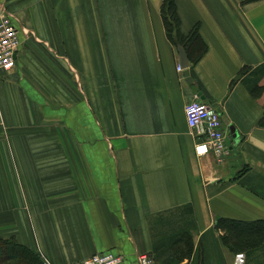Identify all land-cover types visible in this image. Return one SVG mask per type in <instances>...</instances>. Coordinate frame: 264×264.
<instances>
[{
  "label": "crops",
  "instance_id": "0c3cea01",
  "mask_svg": "<svg viewBox=\"0 0 264 264\" xmlns=\"http://www.w3.org/2000/svg\"><path fill=\"white\" fill-rule=\"evenodd\" d=\"M174 1L191 76L228 135L222 161L197 153L164 0H0V19L28 33L0 76V237L44 264H166L185 243L162 239L158 216L188 204L198 257L180 264H234L216 221H264V0Z\"/></svg>",
  "mask_w": 264,
  "mask_h": 264
},
{
  "label": "trees",
  "instance_id": "16d2710c",
  "mask_svg": "<svg viewBox=\"0 0 264 264\" xmlns=\"http://www.w3.org/2000/svg\"><path fill=\"white\" fill-rule=\"evenodd\" d=\"M169 37L176 45L186 46V37L180 32V20L176 11L174 0H164L162 14ZM197 31L194 34H197ZM258 72H264V65L260 66ZM259 126L264 128V116ZM191 205H184L162 213L160 226L161 238H173L176 242L183 241L184 247L174 255L166 264H180L184 259L191 261L194 254V243L192 232L194 229ZM215 228L224 233L223 241L228 248L236 252H245L249 258V264H257L264 260V221L244 222L231 219H218ZM196 254L194 262L197 263ZM0 264H44L42 260L29 248L19 243L15 237H0Z\"/></svg>",
  "mask_w": 264,
  "mask_h": 264
},
{
  "label": "built area",
  "instance_id": "2783aa9c",
  "mask_svg": "<svg viewBox=\"0 0 264 264\" xmlns=\"http://www.w3.org/2000/svg\"><path fill=\"white\" fill-rule=\"evenodd\" d=\"M27 30L16 25L10 15L3 14L0 19V76L11 72L18 65V54L23 44ZM179 72L182 68L177 67ZM186 116L189 127L199 138L196 146L200 156L214 154L220 161L230 155L228 135L223 127V120L218 108L205 103L194 96L186 105ZM245 255L236 254L234 264H244ZM73 264H162L156 262L147 254H139L135 261H128L121 255L112 252H102L92 255Z\"/></svg>",
  "mask_w": 264,
  "mask_h": 264
},
{
  "label": "water",
  "instance_id": "95a60500",
  "mask_svg": "<svg viewBox=\"0 0 264 264\" xmlns=\"http://www.w3.org/2000/svg\"><path fill=\"white\" fill-rule=\"evenodd\" d=\"M178 52L180 55V68L183 70L184 78L186 79V82L189 84L192 94L200 98L202 101L205 100L204 94L201 92L198 85L194 82L191 72H190V60L188 58V54L185 50V47L183 45H178Z\"/></svg>",
  "mask_w": 264,
  "mask_h": 264
},
{
  "label": "rangeland",
  "instance_id": "374dc122",
  "mask_svg": "<svg viewBox=\"0 0 264 264\" xmlns=\"http://www.w3.org/2000/svg\"><path fill=\"white\" fill-rule=\"evenodd\" d=\"M240 254V253H242V254H244V255H246V253L245 252H237V254ZM248 257V256H247ZM246 258V257H245ZM245 262H246V260H245ZM249 263V258H248V260H247V264ZM245 264V263H244ZM257 264H259V263H257Z\"/></svg>",
  "mask_w": 264,
  "mask_h": 264
}]
</instances>
